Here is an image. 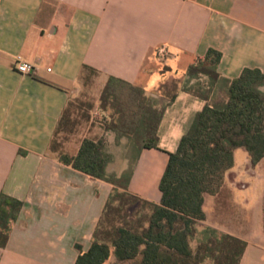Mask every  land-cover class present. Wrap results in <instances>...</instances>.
Here are the masks:
<instances>
[{
	"label": "crops",
	"instance_id": "obj_1",
	"mask_svg": "<svg viewBox=\"0 0 264 264\" xmlns=\"http://www.w3.org/2000/svg\"><path fill=\"white\" fill-rule=\"evenodd\" d=\"M162 46L169 51L164 62L157 56ZM210 48L222 53L221 79H236L245 68L264 72V0H0V194L24 204L0 247V264H75L78 246L91 247L113 186L51 150L64 110L89 83L101 94L114 76L160 99L170 82L179 85L159 128L160 148L138 154L129 182L131 193L160 204L169 153L206 104L219 93L227 101L223 83L211 88L206 77L187 75ZM20 60L34 73H19ZM195 81L204 98L183 90ZM86 137L62 150L76 155ZM128 167L111 160L107 171L120 176ZM261 202L258 224L232 229L208 221L205 198L201 223L247 243L240 264H264V196Z\"/></svg>",
	"mask_w": 264,
	"mask_h": 264
},
{
	"label": "trees",
	"instance_id": "obj_2",
	"mask_svg": "<svg viewBox=\"0 0 264 264\" xmlns=\"http://www.w3.org/2000/svg\"><path fill=\"white\" fill-rule=\"evenodd\" d=\"M222 53L210 48L205 57L187 71L190 79L206 77L211 88L223 83L227 101L206 104L196 113L181 138L160 182V204L144 200L129 191L133 169L120 176L109 173L112 160L105 138L83 139L76 155L62 150L61 131L73 132L70 101L64 110L51 150L66 165L112 184L113 189L93 234L91 247L78 246L75 264H240L247 243L233 235L198 224L206 220L205 195L222 189L227 173L235 167V152L245 150L253 166L264 159V72L245 68L240 77L221 79L218 66ZM87 68V67H86ZM95 74V70L88 68ZM194 88L184 86L183 90ZM198 96L205 94L198 89ZM167 102L128 81L110 76L100 94V109L109 116L103 121L106 133L114 134L116 144L134 142L138 154L143 149L160 148L159 128ZM137 154V156H138ZM23 202L0 194V247L8 245L13 224ZM139 206L131 215L129 209ZM207 233L204 237L201 234ZM194 243H196L194 245Z\"/></svg>",
	"mask_w": 264,
	"mask_h": 264
},
{
	"label": "rangeland",
	"instance_id": "obj_3",
	"mask_svg": "<svg viewBox=\"0 0 264 264\" xmlns=\"http://www.w3.org/2000/svg\"><path fill=\"white\" fill-rule=\"evenodd\" d=\"M197 83L195 81L190 85L183 86L192 87L198 92ZM178 87L179 85L175 81L170 82L167 85V94L163 95V99H160L161 103L167 102ZM99 95L98 83L94 85L89 83L88 86H83L76 93V96L71 100L74 103L71 111L72 119L76 121L74 131H61L58 140L65 146L68 145L74 149V144H78L84 135L95 139L105 138L107 141L106 151L111 159L119 164L128 163V170H130L136 161L138 149L134 142L128 140H125L123 144H116L114 137L105 132L103 121L109 116V113L100 109ZM222 100V93H219L214 103L222 102ZM236 159L237 165L227 174L226 184L223 185V190H220L219 195H205L206 211L208 221L214 225L222 228L250 229L258 224L260 207L263 204L261 198L264 196V160L258 167L253 166L248 153L243 149L236 151ZM232 181L234 185L230 187ZM234 193L238 201L233 200ZM138 207L137 205L129 209L130 214L133 215ZM207 228L210 227L201 222L198 224L199 231L203 232ZM201 235L206 237L207 233L204 232ZM209 262L213 264L211 260Z\"/></svg>",
	"mask_w": 264,
	"mask_h": 264
},
{
	"label": "built area",
	"instance_id": "obj_4",
	"mask_svg": "<svg viewBox=\"0 0 264 264\" xmlns=\"http://www.w3.org/2000/svg\"><path fill=\"white\" fill-rule=\"evenodd\" d=\"M168 48L167 46H162L158 49L157 56L159 61H164L168 57ZM17 71L22 74H32L34 73V66L25 61H19L17 64Z\"/></svg>",
	"mask_w": 264,
	"mask_h": 264
}]
</instances>
